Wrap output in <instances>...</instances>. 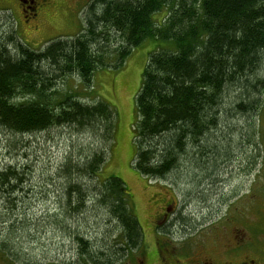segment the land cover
Segmentation results:
<instances>
[{
	"label": "trees",
	"instance_id": "1",
	"mask_svg": "<svg viewBox=\"0 0 264 264\" xmlns=\"http://www.w3.org/2000/svg\"><path fill=\"white\" fill-rule=\"evenodd\" d=\"M147 39L166 44L149 53L135 98L133 166L150 180L193 176L200 194L203 176L215 177L234 158L226 136H247L260 149L255 119L264 108V0H92L81 33L40 49L0 21V130L13 137L10 146L20 150L27 137L53 129L76 135L42 187L46 198L55 193L52 224L77 250L68 264L127 263L145 238L125 181L99 176L115 144L118 113L106 100L85 102L59 83L77 75L87 88L97 70L124 65ZM241 115L247 126L228 132L229 121ZM29 172L24 164L0 167V240L7 229L0 247L14 256L15 226L31 204ZM89 219L103 229L100 236L85 231L81 222ZM186 220L176 213L160 232L189 230Z\"/></svg>",
	"mask_w": 264,
	"mask_h": 264
},
{
	"label": "rangeland",
	"instance_id": "2",
	"mask_svg": "<svg viewBox=\"0 0 264 264\" xmlns=\"http://www.w3.org/2000/svg\"><path fill=\"white\" fill-rule=\"evenodd\" d=\"M91 1L50 0L49 6L35 20L24 23L16 0H0V21L12 23L26 44L40 49L48 41L81 33L84 14ZM165 44L155 39L145 40L133 49L124 65L97 70L87 88L82 86L77 75H70L59 83L61 89L76 91L85 102H95L98 97L106 100L118 113L115 144L110 160L99 176L106 179L115 175L125 181L145 238L144 246L131 253L127 263L118 264H205L206 261L236 264L245 260L252 261L251 264H264V108L255 119L260 149L256 152L248 145L247 136H234L233 140V137L226 136L225 144L230 141V148L235 147L231 154L234 158L223 164L214 178L202 175L203 191L200 194L196 193L197 186L191 183L193 176L185 181V173L181 172L179 178L176 177L178 183L150 180L142 177L133 166L136 152L133 142L135 98L149 53ZM262 104L264 106V98ZM234 118L229 121L234 127H226L228 132L237 126L244 127L248 121L244 115ZM11 138L0 130V167L11 163L26 165L32 185L29 187L32 189L29 190L31 204L24 209L26 217L23 213L20 217L24 221L15 226V230L19 227L14 247L18 255L8 254L0 247V264H14L15 261H21L20 264H68L70 260L76 261L77 250L72 240L59 233L51 222V215L55 212V193L51 192L46 198L48 192L42 188L44 179L54 175V169L69 150L71 140L77 142L76 135L72 137L65 128L49 130L27 137L20 150L10 146ZM81 138L87 143L93 142L89 136ZM239 141L244 147L236 148ZM198 171L202 170L198 168ZM166 210L170 212L169 219L177 213L186 221H192L189 230L178 232L172 227V232L162 234L161 229L171 222V219L167 222L161 217ZM0 214H5L2 205ZM89 215L93 214L89 212ZM95 221L89 219L81 224L87 226L85 231L89 235L100 236L97 233L101 234L103 229ZM77 224L74 221L75 228ZM111 231L110 240L114 241L117 232ZM6 232L7 229L2 230L1 240ZM164 248L172 249L174 253H166Z\"/></svg>",
	"mask_w": 264,
	"mask_h": 264
},
{
	"label": "flooded vegetation",
	"instance_id": "3",
	"mask_svg": "<svg viewBox=\"0 0 264 264\" xmlns=\"http://www.w3.org/2000/svg\"><path fill=\"white\" fill-rule=\"evenodd\" d=\"M19 4V7L21 8L22 14H23V18H24V23H29L33 20H35L37 18L38 15H40V13L42 11H44L50 4V0H16ZM170 212L166 210V212H164L163 214H161V217H163V219H165V221H169L171 219H169L168 214ZM162 234L164 232H161ZM167 248V247H166ZM165 249L166 253L172 254L174 253V251L172 249ZM252 261H241L239 263L236 264H251ZM139 264V263H138ZM205 264H211V262H207Z\"/></svg>",
	"mask_w": 264,
	"mask_h": 264
}]
</instances>
